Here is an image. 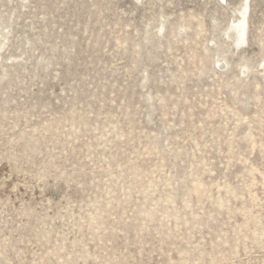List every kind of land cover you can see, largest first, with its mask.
I'll return each mask as SVG.
<instances>
[{"label": "rangeland", "instance_id": "rangeland-1", "mask_svg": "<svg viewBox=\"0 0 264 264\" xmlns=\"http://www.w3.org/2000/svg\"><path fill=\"white\" fill-rule=\"evenodd\" d=\"M0 264H264V0H0Z\"/></svg>", "mask_w": 264, "mask_h": 264}, {"label": "bare ground", "instance_id": "bare-ground-1", "mask_svg": "<svg viewBox=\"0 0 264 264\" xmlns=\"http://www.w3.org/2000/svg\"><path fill=\"white\" fill-rule=\"evenodd\" d=\"M244 12H245V11H244ZM241 17H242L243 20L240 18L241 21H239V23H238L236 26H238V30H239L240 36H241V37H244V36H243V35H244L243 33H244V24H245V21H246V20H245L246 17H245V16H244V17L241 16Z\"/></svg>", "mask_w": 264, "mask_h": 264}]
</instances>
